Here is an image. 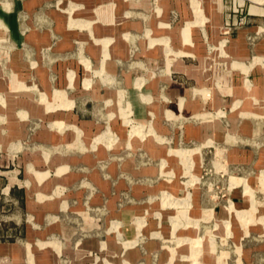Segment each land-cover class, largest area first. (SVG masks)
Here are the masks:
<instances>
[{"label": "rangeland", "instance_id": "1", "mask_svg": "<svg viewBox=\"0 0 264 264\" xmlns=\"http://www.w3.org/2000/svg\"><path fill=\"white\" fill-rule=\"evenodd\" d=\"M19 1L0 264H264V0Z\"/></svg>", "mask_w": 264, "mask_h": 264}, {"label": "crops", "instance_id": "2", "mask_svg": "<svg viewBox=\"0 0 264 264\" xmlns=\"http://www.w3.org/2000/svg\"><path fill=\"white\" fill-rule=\"evenodd\" d=\"M0 1L3 3V8H2V6H0V24L2 26L3 31H5L8 34L9 38L11 37V39H13L14 42H15L16 39H17V30H18V23H17V21L15 19V16H16L15 13L17 12L19 6H20V8L23 9V7L27 8L28 5H26V3H23V2H21L19 0H0ZM205 1H206L205 10H206V12L208 14H211L213 22L216 23L218 21V16H216V14H215L217 10H215V7L212 5L213 4L212 0H205ZM253 1L260 3L262 0H253ZM1 2H0V4H1ZM217 9H218V7H217ZM103 11H104V14H105L106 13V9H103ZM192 25H193V22H191V21L187 22L184 25V27L181 29L180 37H181V41H182L183 44H188L189 43V40H188L189 27L192 26ZM171 38L174 39L175 38V34H172ZM232 40L230 41L231 43L229 45L228 52H229V54L234 55L235 53L238 52V41H240V40L239 39L238 40L234 39L235 41L234 40L232 41ZM162 42L166 43V39H163ZM181 54L182 55H186L184 53H181ZM232 67H236L239 70H241V72L244 73L245 77H247L249 80H252L255 83H257L256 80H258V81L260 80L259 76L262 73L258 72L256 70L255 71L251 70V67L249 68L248 66L244 65L242 62H233L232 63ZM8 83H9V86H10L11 89L20 88V87L24 88L23 84L17 82L14 79L13 75H10ZM240 83H239L240 85H238V87L243 85L244 80H242V82H240ZM27 89H35V86L34 85L30 86ZM39 96H40V100L44 104H46V109L51 111L52 107H50V104L47 102L45 95L43 93H40ZM19 114L22 115V113H19ZM60 124L61 123H53L52 125L60 127ZM180 153H184V152L180 151ZM56 173H58V170L56 171ZM38 176L39 177L46 176V173L39 174ZM27 247H28V245H27ZM6 250H8L7 247L6 248L0 247V253H4ZM26 256H27V264H31V254H30L28 249L26 251Z\"/></svg>", "mask_w": 264, "mask_h": 264}]
</instances>
